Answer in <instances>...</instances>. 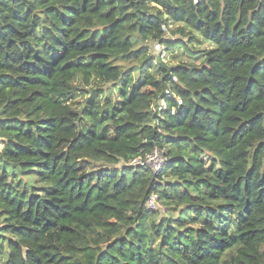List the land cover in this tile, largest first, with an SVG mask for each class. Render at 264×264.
I'll use <instances>...</instances> for the list:
<instances>
[{
  "label": "trees",
  "instance_id": "obj_1",
  "mask_svg": "<svg viewBox=\"0 0 264 264\" xmlns=\"http://www.w3.org/2000/svg\"><path fill=\"white\" fill-rule=\"evenodd\" d=\"M0 139V264H264V0H0Z\"/></svg>",
  "mask_w": 264,
  "mask_h": 264
},
{
  "label": "rangeland",
  "instance_id": "obj_2",
  "mask_svg": "<svg viewBox=\"0 0 264 264\" xmlns=\"http://www.w3.org/2000/svg\"><path fill=\"white\" fill-rule=\"evenodd\" d=\"M172 29H175V25H172ZM166 36H168V37L172 36V34L169 30L167 31ZM175 36H173V37H175ZM177 36H180V35L178 34ZM184 40H187V39L185 38ZM145 44H148V48H149L150 52L156 58L157 52L154 50L153 43L147 42ZM212 48H214V44L209 42V41H202L201 43L199 41L193 42L191 45V51L192 52L185 51L182 46H175V47H173V49L166 50L165 60L171 64H174L180 60L184 61L186 63H189V64H198L202 61V55H203L202 50L212 49ZM196 51L199 53V55L194 54V53H196ZM156 62H157V60H156ZM93 83L94 82H92L91 85H93ZM90 86H87L85 88L89 89ZM97 86H101L106 91L107 94H111L112 100H117L118 96H117V92L115 89V85L113 86L110 83H101V84H98ZM87 96H89V95L88 94L80 95L79 97L76 98L75 103L78 104V106L82 105L85 97H87ZM3 141L4 140L0 139V149L3 145Z\"/></svg>",
  "mask_w": 264,
  "mask_h": 264
},
{
  "label": "built area",
  "instance_id": "obj_3",
  "mask_svg": "<svg viewBox=\"0 0 264 264\" xmlns=\"http://www.w3.org/2000/svg\"><path fill=\"white\" fill-rule=\"evenodd\" d=\"M196 1V0H194ZM163 30L165 28L163 27ZM154 50L157 52L159 58L163 61L166 57V48L165 46L160 43L156 42L153 44ZM167 92V91H165ZM180 102V100H178ZM167 161L166 154L159 150L153 149L152 151L146 153L142 157H137L129 162L132 166H138L144 169H149L152 172L160 171ZM145 208L148 210H163L162 204L159 201L158 195L156 193H151L146 201H145Z\"/></svg>",
  "mask_w": 264,
  "mask_h": 264
}]
</instances>
